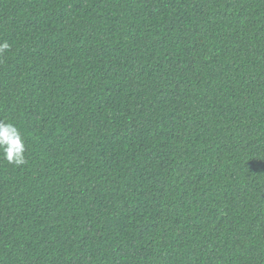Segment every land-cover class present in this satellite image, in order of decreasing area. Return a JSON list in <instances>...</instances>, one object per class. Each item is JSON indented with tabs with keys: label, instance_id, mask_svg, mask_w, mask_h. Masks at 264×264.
<instances>
[{
	"label": "trees",
	"instance_id": "16d2710c",
	"mask_svg": "<svg viewBox=\"0 0 264 264\" xmlns=\"http://www.w3.org/2000/svg\"><path fill=\"white\" fill-rule=\"evenodd\" d=\"M0 264H264V0H0Z\"/></svg>",
	"mask_w": 264,
	"mask_h": 264
},
{
	"label": "clouds",
	"instance_id": "9594fccd",
	"mask_svg": "<svg viewBox=\"0 0 264 264\" xmlns=\"http://www.w3.org/2000/svg\"><path fill=\"white\" fill-rule=\"evenodd\" d=\"M7 47L6 43L0 45V51ZM0 152L10 164L21 166L26 163L24 142L19 130L11 123H0Z\"/></svg>",
	"mask_w": 264,
	"mask_h": 264
}]
</instances>
